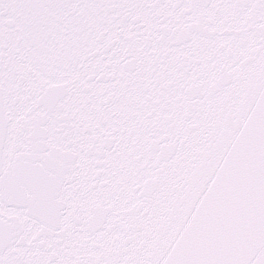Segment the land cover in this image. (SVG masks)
Masks as SVG:
<instances>
[{
	"label": "snow or ice",
	"instance_id": "obj_1",
	"mask_svg": "<svg viewBox=\"0 0 264 264\" xmlns=\"http://www.w3.org/2000/svg\"><path fill=\"white\" fill-rule=\"evenodd\" d=\"M0 264H264V0H0Z\"/></svg>",
	"mask_w": 264,
	"mask_h": 264
}]
</instances>
